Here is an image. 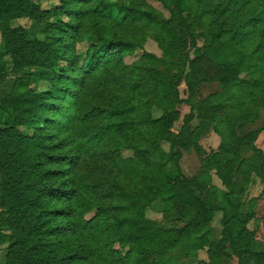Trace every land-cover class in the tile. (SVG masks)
Wrapping results in <instances>:
<instances>
[{
	"label": "trees",
	"instance_id": "1",
	"mask_svg": "<svg viewBox=\"0 0 264 264\" xmlns=\"http://www.w3.org/2000/svg\"><path fill=\"white\" fill-rule=\"evenodd\" d=\"M158 1L169 17L148 0H59L51 11L0 0V85L37 68L49 86L38 92L25 73L0 104L5 264H223L232 253L239 264H264L250 227L264 192L249 196L257 182L264 187V152L260 130H244L260 118L244 110L264 109V0ZM22 17L55 21L30 39L12 24ZM149 39L161 57L145 49ZM207 84L221 90L204 97ZM204 131L220 136L217 150L200 143ZM192 150L201 167L190 177L180 162ZM154 158L176 172L155 175ZM157 201L174 227L148 218ZM217 212L223 231L214 240Z\"/></svg>",
	"mask_w": 264,
	"mask_h": 264
},
{
	"label": "rangeland",
	"instance_id": "2",
	"mask_svg": "<svg viewBox=\"0 0 264 264\" xmlns=\"http://www.w3.org/2000/svg\"><path fill=\"white\" fill-rule=\"evenodd\" d=\"M33 1L42 11H51L60 5L59 0H33ZM148 2L154 7H156L157 9L161 10L165 14L166 17L170 16L169 11L158 0H148ZM51 21H55V19L52 17H49L45 21L41 22V21L33 20L30 17H22L21 19L14 21L12 24L14 27L24 28L27 31L28 37L30 39H34L37 37L39 38L44 37L42 34V29L48 22H51ZM1 42H2V36L0 32V48H2ZM145 49L160 57L162 56V50L158 47L157 43L152 39H149L147 41ZM79 50L81 52L86 51L87 44L86 43L80 44ZM141 53L142 52H137L134 55H127L125 57L126 63L130 66L134 65L139 60L138 57L139 55H141ZM0 60H2L1 57H0ZM25 73L31 74L32 76L31 86L34 89H36L38 92H43V91L48 90L49 86L46 82L40 80L39 70L37 68L28 69ZM24 74L20 73L17 75V74L9 73L6 79V82L0 85V104L3 98L7 96L14 88L15 80L18 78H21ZM242 77L249 79L250 75L247 73H244ZM179 90L181 92L182 98L186 99L188 96L186 84L182 83L179 87ZM220 90H221V86L219 84H207L202 88L201 91H202V96L207 97ZM179 110L182 112V117H184L186 114L190 112V107L188 105L183 104L179 106ZM244 112L252 113V114L258 113L260 115V118L257 121L247 124L244 130L246 132L260 130V135L258 137L256 145L264 152V109H255V108L247 107L244 110ZM153 115L156 118L161 117L162 110L155 108L153 111ZM182 124H183V120H180L179 122H177L174 125V131L180 132ZM205 133L206 132L204 131L202 136L200 137V143L204 146V148L207 151L217 150L221 143L220 136L215 131H211L207 134ZM163 147L166 151H169L170 149V146L168 144H163ZM242 154L245 157H250L253 154V150L244 149L242 150ZM123 155L124 157L127 158V157L133 156V153L131 151H124ZM180 164H181L182 171L184 172V174L190 177L198 175L200 172L201 162H200L198 155L195 153L194 150L185 152ZM152 169L155 175L160 176V177H166L168 174H173L174 172H176V165L174 163L167 162L164 166H161L158 164L157 159L154 158L152 161ZM213 183L216 186L225 189L220 178L217 177L215 173L213 174ZM239 188H240V185L239 183H237L236 190L238 192H239ZM262 192H264V187L260 184V182H257L255 185L252 186V188H250L249 196L250 198L259 196ZM165 209H166L165 204L161 201H157L151 207L148 208L147 210L148 218L157 221L161 227H164V228L174 227L176 225L174 221H169V220L164 219L163 212ZM94 213L95 212L88 214L87 217L91 218L94 215ZM222 217H223L222 212L215 213V218L212 223V228L214 232L213 233L214 240H219L222 236V231H223V225L221 222ZM250 227L251 228L256 227L257 238H259V241L260 240L264 241V198L259 202V205H258V219H256L255 221H252L250 223ZM262 247L264 246H259V248H262ZM6 254H7L6 250H3L1 252L0 264H5ZM199 257L202 260H207L208 259L207 249L200 251ZM195 263H196L195 259L187 258L183 261L182 264H195ZM223 264H239V257L235 255L234 253H232V256L228 255L224 259Z\"/></svg>",
	"mask_w": 264,
	"mask_h": 264
},
{
	"label": "crops",
	"instance_id": "3",
	"mask_svg": "<svg viewBox=\"0 0 264 264\" xmlns=\"http://www.w3.org/2000/svg\"><path fill=\"white\" fill-rule=\"evenodd\" d=\"M257 239L259 240V238H257ZM260 241L264 243V241H262V240H260Z\"/></svg>",
	"mask_w": 264,
	"mask_h": 264
}]
</instances>
